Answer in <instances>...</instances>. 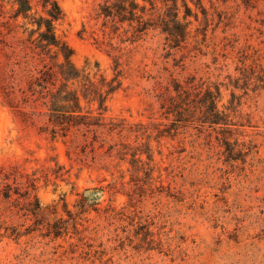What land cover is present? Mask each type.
<instances>
[{
    "label": "rangeland",
    "instance_id": "obj_1",
    "mask_svg": "<svg viewBox=\"0 0 264 264\" xmlns=\"http://www.w3.org/2000/svg\"><path fill=\"white\" fill-rule=\"evenodd\" d=\"M101 1L60 0L65 18L58 32L73 48L78 67L98 72L97 78L100 74L111 78L109 46L101 43V21L96 18ZM202 1L210 8V0ZM9 7L5 4L6 11ZM255 15L256 11L242 9L236 26L226 33L219 28L209 43L233 33L242 43ZM5 21L0 16V188L11 184L24 191L26 175L37 172L32 196L37 194L42 207L54 212L51 220L68 219V211H79V194L111 180L102 166L112 158L75 144L68 155L67 145L52 141L43 131L47 122L44 99L28 90V82L38 75L42 63L22 50L19 34H9L3 28ZM163 53L161 36L151 32L137 43L129 64L124 56L123 85L108 99V115L167 122L154 90L158 82L183 81L190 75L222 80L227 73L220 69V62L213 63L210 53L182 56L184 50L168 58ZM228 98L226 91L224 102ZM234 121L229 134L239 139L241 152L230 163L217 140L198 124L180 128L174 139L164 140L165 153L167 146H175L163 162L168 173L165 184L171 182V189L148 190L136 204L135 213L142 221L138 237L131 222L111 223L104 210L92 209L78 219V235L70 222L69 232L54 239L14 210L12 202L0 200V264H264V91L244 98ZM100 138L106 146L113 142L109 136ZM12 174H17L15 180ZM102 199L100 208L110 199L118 208L128 200L122 193L112 196L108 188ZM143 236L150 243L140 246Z\"/></svg>",
    "mask_w": 264,
    "mask_h": 264
},
{
    "label": "trees",
    "instance_id": "obj_2",
    "mask_svg": "<svg viewBox=\"0 0 264 264\" xmlns=\"http://www.w3.org/2000/svg\"><path fill=\"white\" fill-rule=\"evenodd\" d=\"M221 1L217 5L210 0L208 8L202 0H102L96 18L101 21V43L109 46L106 52L112 60L113 76L100 74L97 78L98 72L92 74L87 66L80 68L75 64L73 48L58 32V25L65 18L60 0H0V16L6 19L3 28L9 34L18 33V45L42 63L38 75L28 82V90L32 96L44 99L47 122L43 131L52 141L61 140L67 145L68 155L75 144L84 149L92 147L98 155L112 158L102 166L111 180L106 186L88 187L79 194V211H68V219L51 220L54 212L42 207L37 194L32 196L39 180L37 172L26 175L24 191L11 184L0 188V200L12 202L14 210L38 225V229L41 227L44 236L54 239L69 232L70 222H74L78 235V219L92 209L104 210L111 223L131 222L138 237L142 221L135 213L136 204L148 190L155 193L159 188L171 189V182L165 184L168 173L164 172L167 166L163 162L173 154L175 146H167L169 151L165 153V139H174L180 128L198 124L207 129L209 138L217 140L227 163L237 161L241 142L229 134V128L237 123L234 118L243 99L264 91V0H232L231 5L230 0ZM5 4L10 6L7 11ZM242 9L256 11L247 26L252 30L244 41L239 42L233 33L218 43H209L219 28L226 33L236 26ZM151 32L161 36L164 58L184 50L182 56L210 53L213 63L220 62V69L227 73L222 80L190 75L183 81L169 78L167 84L158 82L159 87L154 90L167 122L108 115L107 101L123 85L124 56L129 64L137 43ZM226 91L229 98L224 102ZM101 136H109L113 142L106 146L101 143ZM12 175L15 180L17 174ZM107 188L112 196L126 195L127 203L118 208L110 199L100 208ZM149 243L146 236L139 239L140 246Z\"/></svg>",
    "mask_w": 264,
    "mask_h": 264
}]
</instances>
